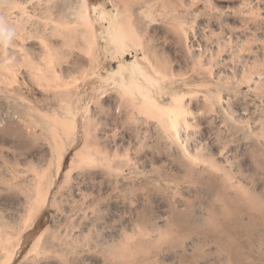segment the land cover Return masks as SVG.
Segmentation results:
<instances>
[{"label": "rangeland", "instance_id": "obj_1", "mask_svg": "<svg viewBox=\"0 0 264 264\" xmlns=\"http://www.w3.org/2000/svg\"><path fill=\"white\" fill-rule=\"evenodd\" d=\"M247 1L166 0L170 9L164 0H152L157 4L153 9L140 3L134 10L138 30L129 24L115 25L124 43L131 45L126 50L114 41L117 35L108 19L115 18L112 0H90L100 45L92 50L77 44L69 47L56 37L59 45L54 48L63 54L54 60L55 68L48 46L19 38L9 43L1 38L0 31V46L16 53L4 60L0 48V115L8 113L14 121L8 133L4 129L10 121L0 125V230L9 225L7 236L0 241L11 244L7 251H0V264H126L128 255L137 249L132 243L139 240L138 229L154 228L151 237L156 238L167 222L166 212L174 206L185 209L191 205L197 220L205 216L211 202L222 205L218 193L194 187H183L180 192L155 180L152 162L157 165L163 157L168 164L173 161L167 152L159 155L155 147L167 146L166 151L173 152L176 145V128L172 131V126L167 127L172 124L169 114L182 112L181 117L178 115L182 125L222 151L221 155L216 149L213 152L236 182L235 188L229 189L234 198L264 202V12L254 11ZM3 15L0 11V17ZM4 25L8 22L0 19V27ZM136 48L148 50L145 54L152 64H143L150 77L142 76L139 83L162 92L165 102L162 111L148 114L143 110L133 119L117 110L127 87L119 85L120 77L114 81L109 74L118 65L125 67L129 60L142 59V51ZM71 49L73 54L66 57L65 51ZM93 54L98 55L97 60L90 58ZM155 56L167 62L157 63ZM28 59L32 66L20 70ZM59 82L75 86L72 102L65 90L55 95ZM69 105L78 116L77 140L57 148L51 128L58 113ZM86 121L91 136L100 142L99 155L111 158L118 146L117 158L125 159L124 147L133 141L128 155L132 165L110 169L104 163L92 167L97 161L90 153L67 179L75 152L84 145ZM148 126L151 130L147 133ZM178 131L182 140L183 131ZM169 166L170 176L181 170L175 164ZM21 176L30 188L35 187L39 176L45 185L40 212L29 224L24 221L29 207L21 196L15 197V193L20 195ZM41 235V245L31 252ZM194 241H187V254L193 253ZM251 246V255L244 243L238 247L236 264H264V238L255 235ZM105 247L107 250L102 251ZM181 252L161 248L153 257L154 264H179ZM10 254L14 257L5 263ZM213 260L212 255L199 264Z\"/></svg>", "mask_w": 264, "mask_h": 264}, {"label": "bare ground", "instance_id": "obj_2", "mask_svg": "<svg viewBox=\"0 0 264 264\" xmlns=\"http://www.w3.org/2000/svg\"><path fill=\"white\" fill-rule=\"evenodd\" d=\"M112 2L116 6V9L114 10V17L118 18V21L115 23V18L111 20L110 18H107L111 22L110 24L113 26L112 30L115 31L117 35L114 41H117L116 44H118L119 47H125L127 48L126 50H128V47H130L131 45L128 46L124 43V36H122V34L116 30L115 25L117 23H119L120 25L129 24V27L131 29L138 30L137 16L134 17V10L139 7L138 5L140 3L141 5L146 6H148V4L151 5V9H153V7H156L157 4L156 2H152V0H112ZM247 3L251 8H254V11L257 10L259 13H261L260 11L264 12V0H249L247 1ZM164 6L167 9H170L172 7L170 3L166 2V0H164ZM0 11L4 14L0 17L2 23L8 22V25L0 27L2 35L1 38L9 43H13L16 38H19L22 42L30 43L33 41H37L39 42V44H42V46H48V53L51 56L54 55L51 61L53 62V65H51L53 67L55 66L54 60L60 59L63 54L59 48H54L56 47V45H59L57 44L58 42L56 41V37H59L60 39L62 38V45H66L69 47H73V45L77 44L79 47H86L92 50V48L100 45L99 36L95 35L96 31L99 28L98 25L94 22L92 16L90 0H0ZM104 19H106V17H104L103 20ZM108 27H110L111 30V26ZM3 29H7L11 32V39H5V34L2 31ZM0 48H2L1 51L6 56L4 60H7V57H11L10 54L15 53L14 50L10 51L6 47L4 48L0 46ZM136 49L142 51V59H137L133 56L134 59L129 60V64H126L125 67L117 64V68L115 67L113 72H111V75L109 74V78L114 81H116L117 77H120L121 83H119V85L121 84L123 87H127V90L125 89L126 91L124 90L121 93V103L118 105L117 110L119 112L129 113V117L133 119H137L139 116L138 114H141L143 110L148 114H154V112L162 111L164 106L163 104L165 102V97L162 92L159 93L155 89L145 88V86H142L143 84L139 83L140 81L138 79L142 76L148 75V78L150 77V75L148 74L147 66H144L143 64L147 63L149 67H152V64H150L151 61L147 58L148 53L145 54L146 49ZM73 52L74 51L71 49L69 51H65L64 54L66 57H69L73 54ZM146 52H148V50ZM112 54H114V52ZM15 55L16 53L13 55V57ZM150 55L152 56L153 54ZM97 56L98 55L93 54L90 58H92L93 60H97ZM156 56L155 58H151H153L157 63L167 62L163 58H156ZM8 62L6 61V64H8ZM29 62L31 63V60H29ZM29 62L26 61V63L21 64L20 70L24 69V67L26 66H32V63L30 64ZM60 67L61 65L59 64V68ZM60 71H64V69H62L61 67ZM127 78L130 80L129 85L127 84V81H129L127 80ZM136 85L137 88L135 89ZM59 87L64 88L59 89ZM56 88L58 90L55 92V95H61L63 94L62 91L65 90L66 96L72 102L75 89L74 85L71 87L70 83L59 82L56 83ZM178 109L181 110L182 108ZM64 110L65 111L63 112H59L58 116L55 117V121L52 125L53 128H51L53 129L57 148H61L64 144H70L72 141L77 140L74 139V136H76L77 138L78 130L77 113L71 105L65 107ZM161 113L163 114V112ZM181 113L180 115L178 113H174V115L169 114L171 116L169 117L171 118L172 124L167 127L169 128L170 126H172L170 127L171 129L173 127L176 128V133L174 132L175 136L174 134L170 133L176 140V145H174L175 147H173L174 149L172 150L173 152H170L169 150V152L166 151L167 146H163V148H161L159 145L155 146L159 150V155L164 156L162 154H165V152H167L170 155L169 157H171L173 160L172 163L169 162V164H175L181 170L177 174H171L170 176V173H168L167 171V167L169 168L170 166L166 160H163V157L161 160H159L160 163L157 165H155L156 163L153 165L152 162V170L157 176L155 180H160L162 184H165V186H167L166 188L177 187L175 188V190L177 191H182L183 187H194L201 188L207 193H218L220 197L217 200H220L222 205L218 206L215 201L211 202L209 207L205 210V216L197 220L194 217V212L192 211L191 205L187 208L185 207V209L178 207V205L174 206L169 212H166L165 220L167 222L165 221L166 224H164L162 232L156 238L151 237L152 234L155 235L154 232L156 231V229H147V227H141L138 229L136 235L139 237V240L137 239L132 243V245H136L137 249L132 255H130V257L127 254L128 259L126 264H154V262H156V259L154 260L153 257L161 248H168L172 250L174 248L180 249V251L182 252L179 255V264H199L201 260L209 259L212 255L214 257V260L210 261L208 264H215V261H218L222 264H236V261H238V257L240 256L238 247L242 243L247 245V253L251 255V241L254 239V236L260 235L262 238H264V202L259 201L256 203L255 201H252L251 199L245 197L234 198L229 193V189L232 190L235 188L236 182L233 176L228 173L226 168L219 165L217 159L218 157L215 155V152H213L216 149V144L214 142H208L203 138H197V135H193L190 132V128L188 127V125H182V119L180 120L179 118V116L181 117ZM10 118L11 116L8 113L0 115V125H3L6 122L10 121L9 126L4 129L6 132L11 131L10 129L13 128L12 125L14 121ZM15 128V132L19 133V129L17 127ZM150 130L151 127L150 129L147 128L145 132H150ZM178 130L183 131L182 140H180L182 134L179 135ZM170 134L168 136H170ZM91 135L90 123L87 122L85 124V133L83 136L84 145L75 152L70 167L67 171V179L70 177L72 172L75 171L83 158L90 153H93L95 155L94 161H97V163H95L94 165L90 163L92 164V167H100V165L106 163L108 165V168L114 169V167L122 168L131 164V159L128 157V155L135 144L133 143V141L132 143L130 142L127 147L123 146L124 152L127 155L125 159L117 158V152L120 151L118 146L115 147V150L113 152L114 156H110L111 158H109L98 154V150L100 149L98 145L99 141L97 140L98 138L96 139V136ZM216 150L218 151L217 153L219 155L222 154V151L220 149ZM108 151H110V149ZM206 153L207 155H209L206 156ZM170 168L172 169V167ZM223 174L224 179L222 176ZM26 180L27 179L22 176L21 179L18 180V186L22 188L19 187L20 195H17V193H15V197L18 198L21 196V198L24 199V203H26V205L29 207L28 217L26 219L27 221L24 220L27 224H29V221L37 216L38 212H40L42 203L44 202L42 189L45 187V185L42 182V176H39V178H37V182H35V187L33 188L25 185ZM11 189V187L8 188V190ZM13 196L14 195L12 193L10 197ZM246 217L247 221L245 220ZM7 226L9 225L5 224V228L3 227L2 230H0V240L1 238L3 240V237L5 239V236H7ZM189 239L196 240L192 242L191 248L193 250V253L191 255L187 254V241ZM41 243L42 235L38 238L36 244H34L31 252L37 251V247H39ZM76 243V247L78 249L81 248V244H79V242L77 244ZM9 245L11 244L8 242L0 241V251H7L11 247ZM212 245L215 247L214 249L212 248ZM105 248H102V251H106L108 247L106 249ZM12 254L8 255V260H6L5 263H7L12 257H14L12 256ZM102 264L107 263H105L104 261L102 262Z\"/></svg>", "mask_w": 264, "mask_h": 264}, {"label": "clouds", "instance_id": "obj_3", "mask_svg": "<svg viewBox=\"0 0 264 264\" xmlns=\"http://www.w3.org/2000/svg\"><path fill=\"white\" fill-rule=\"evenodd\" d=\"M2 31H3L4 34H5V39H6V40H7V39H11V32H10V31H8L7 29H3Z\"/></svg>", "mask_w": 264, "mask_h": 264}]
</instances>
